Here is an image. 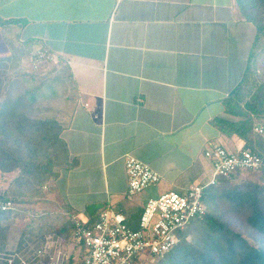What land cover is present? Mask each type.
Here are the masks:
<instances>
[{
    "label": "crops",
    "instance_id": "0c3cea01",
    "mask_svg": "<svg viewBox=\"0 0 264 264\" xmlns=\"http://www.w3.org/2000/svg\"><path fill=\"white\" fill-rule=\"evenodd\" d=\"M0 17L16 19L0 25V57L17 52L33 61L41 52L65 66L70 113L61 135L70 164L54 169L49 189L57 209L56 181L64 170L75 177L70 184L85 194L81 204L61 198L77 211L72 221L112 208L138 224L151 196H128L127 156L160 173V190L185 194L210 180L209 147L243 149V139L212 123L253 49L264 75V39L256 42L257 27L236 0H0ZM46 235L42 244L52 252L83 254L74 232L70 239Z\"/></svg>",
    "mask_w": 264,
    "mask_h": 264
},
{
    "label": "trees",
    "instance_id": "16d2710c",
    "mask_svg": "<svg viewBox=\"0 0 264 264\" xmlns=\"http://www.w3.org/2000/svg\"><path fill=\"white\" fill-rule=\"evenodd\" d=\"M236 1L244 19L257 27L256 42L264 39V0ZM15 20L0 17V25ZM253 50L242 79L224 100L223 113L212 123L223 133L243 139L244 149L264 157V134L255 131V121L264 119V75L258 73L257 49ZM2 82L0 79V85ZM41 87L26 89L25 95L17 97H11L8 89V95L0 102V171L15 172L13 185L18 186V195L0 190V203L11 202L8 209H0V264H9L7 257L12 255L9 244L13 227L9 220L15 216L16 204L29 202V194L47 187L55 168L70 164L69 150L61 135L62 121L23 111L28 106L26 98L35 100ZM203 202L205 215L194 218L196 222L178 234V243L157 256L155 264H264V171H236L230 178L218 179L206 187ZM98 217L90 219L88 225ZM129 225L137 228L139 222ZM75 229V221L69 218L57 228V236L70 239ZM25 232L18 238V250H14L18 253L15 264L35 261L39 245H30L32 239L24 238ZM188 236H192L190 240Z\"/></svg>",
    "mask_w": 264,
    "mask_h": 264
},
{
    "label": "built area",
    "instance_id": "2783aa9c",
    "mask_svg": "<svg viewBox=\"0 0 264 264\" xmlns=\"http://www.w3.org/2000/svg\"><path fill=\"white\" fill-rule=\"evenodd\" d=\"M255 131L262 134L263 125H256ZM205 156L213 168L209 182L192 185L185 194L168 191L150 197L137 228L128 224L123 212L107 208L91 225L88 220H75L73 237L83 250L81 256L72 257L62 251L55 253L43 245L37 249L32 264H135L136 260L146 256L169 252L189 222L205 215L203 199L207 186L216 184L222 177L230 178L236 171H264V157L249 148L234 153L216 145L209 147ZM125 170L129 195L137 194L161 179L157 170L134 156L126 157ZM10 206V201L0 203L2 210ZM8 262L15 264L14 260ZM22 262L26 261L22 259Z\"/></svg>",
    "mask_w": 264,
    "mask_h": 264
},
{
    "label": "rangeland",
    "instance_id": "374dc122",
    "mask_svg": "<svg viewBox=\"0 0 264 264\" xmlns=\"http://www.w3.org/2000/svg\"><path fill=\"white\" fill-rule=\"evenodd\" d=\"M35 56L33 61L30 56L27 59H18L17 52L12 56H8L9 58L0 57V79L3 80L0 85V102L8 95L6 92L8 89L12 91L11 97H17L20 94L25 95L26 89L32 90L38 85L41 86L39 83L41 80V82H43L40 88L41 94L39 93L33 101L29 99V97L26 98L28 106L25 105L23 111L35 117L54 116L59 120H62V118H69L70 112L69 106L66 104V98L70 95L68 90L70 85L67 80V75H65L66 72L64 71L65 66L63 65V61L60 59L53 60L52 56L48 54L43 55L41 52ZM38 60L42 62H37L39 63V67L35 68V64L32 62ZM57 73L60 74L57 78L50 76ZM262 134H264V132ZM16 175L15 172L2 173L0 171V190L5 191L6 194L9 195H12L13 192L18 195V186L13 185ZM55 177L56 175L53 174V180L51 179L50 183L54 181ZM72 179H75V177H71L69 170H64L59 181H56L61 191L59 197L61 207L57 209L53 205L54 187L49 189V183L47 184V188L42 187L41 190H36L29 194L32 196V198H28L30 200L29 202L16 204L15 216L9 220L13 227L10 233L11 239L9 245H11L10 247L13 251L12 255L7 257L8 261H15L18 256V253L14 250H18V238L22 236V232L26 231L24 238L32 239L29 242L30 245H39V247H41L40 244L44 240L43 238L46 239V234H52L56 237L58 235L57 228L64 225L67 220L71 218L73 213H77L76 210H73V206L63 204L61 199L62 196H73L78 199L76 203L81 204L80 200L85 197L83 192L76 194L75 188L70 184ZM94 182L97 188L98 179H95ZM158 182L148 186L137 194L128 196L133 200L137 199L141 202H144V200L150 196H159L163 192L165 193L166 190H160V183ZM51 185L53 186V183ZM50 195L51 198L49 197ZM18 209H21L19 213ZM195 222L196 220L193 219L186 227H189ZM57 224L59 225L58 227H56ZM191 237L192 236H188V239L190 240ZM157 259V256H146L141 262L135 264H155Z\"/></svg>",
    "mask_w": 264,
    "mask_h": 264
}]
</instances>
